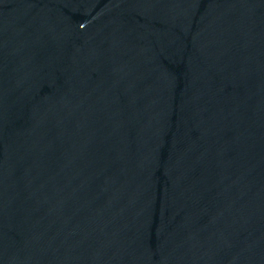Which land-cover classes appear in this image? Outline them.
I'll return each instance as SVG.
<instances>
[{
    "label": "water",
    "instance_id": "95a60500",
    "mask_svg": "<svg viewBox=\"0 0 264 264\" xmlns=\"http://www.w3.org/2000/svg\"><path fill=\"white\" fill-rule=\"evenodd\" d=\"M0 264H264V0H0Z\"/></svg>",
    "mask_w": 264,
    "mask_h": 264
}]
</instances>
